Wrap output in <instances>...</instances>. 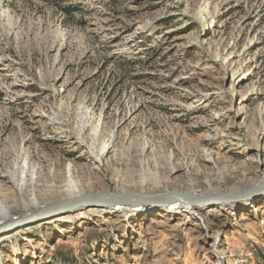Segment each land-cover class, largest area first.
Instances as JSON below:
<instances>
[{
  "label": "rangeland",
  "instance_id": "1",
  "mask_svg": "<svg viewBox=\"0 0 264 264\" xmlns=\"http://www.w3.org/2000/svg\"><path fill=\"white\" fill-rule=\"evenodd\" d=\"M259 180L264 0H0V221ZM220 204L60 213L1 235L0 264H264V192Z\"/></svg>",
  "mask_w": 264,
  "mask_h": 264
},
{
  "label": "water",
  "instance_id": "2",
  "mask_svg": "<svg viewBox=\"0 0 264 264\" xmlns=\"http://www.w3.org/2000/svg\"><path fill=\"white\" fill-rule=\"evenodd\" d=\"M261 186H248L246 188L227 191V192H211V193H191L182 191H164L159 193L139 192H105L97 191L94 193L78 194L74 197L60 199L53 203L40 205L37 210L29 212L20 217L0 221V236L9 233L15 229L25 226L34 225L45 221L60 213L68 210L69 206L95 207L100 205L116 206L120 205L128 211H134L139 208L157 209L161 206H170L173 203L180 204L181 207H206L220 204L221 202H242L254 199L262 193H258ZM156 205H160L157 207ZM176 205V206H177ZM154 206V207H153ZM151 207V208H150Z\"/></svg>",
  "mask_w": 264,
  "mask_h": 264
},
{
  "label": "bare ground",
  "instance_id": "3",
  "mask_svg": "<svg viewBox=\"0 0 264 264\" xmlns=\"http://www.w3.org/2000/svg\"><path fill=\"white\" fill-rule=\"evenodd\" d=\"M252 186H261L262 188H260L259 189V191H258V193H262V192H264V180H259L256 184H254V185H252ZM73 191V190H72ZM73 193V192H72ZM76 195H78V194H74L73 196H70V197H74V196H76ZM70 197H66V198H70ZM65 198V199H66ZM234 202H236V201H234ZM222 204L223 203H225V202H221ZM176 205H177V203H173V204H171L170 206H162L164 209H166V210H172V209H175V211H177V212H179L180 210H178V207H176ZM221 205V204H220ZM226 205V204H225ZM157 207H159L160 205H156ZM177 206H179L180 207V204H178ZM108 207H110V206H106V205H100V206H97L95 209H93L94 210V212H95V214H97V215H103L104 213H107V212H121V213H123V214H125V215H127L128 217H132V216H135V215H138V214H140L139 212H141L142 210H146L147 208H144V209H142V208H139V209H136V210H134V211H128V210H126L125 208H123L122 209V206H120V205H116L115 207H113V209H108ZM112 207V206H111ZM154 207V206H153ZM82 208H84V207H82ZM82 208H77V207H72V206H69V208H68V210H66L65 211V213L63 214V215H61L60 217H61V219H63V220H67L71 215H72V213L73 212H76V211H79V210H81ZM151 208V207H150ZM91 209V208H90ZM118 210H121V211H118ZM190 212L191 213H194L195 212V210L193 209V210H190ZM142 213V212H141ZM5 218H3V219H7L8 218V216L6 217V216H4Z\"/></svg>",
  "mask_w": 264,
  "mask_h": 264
}]
</instances>
